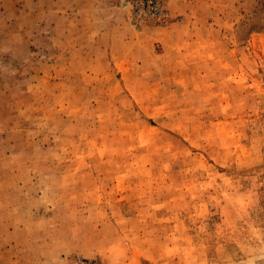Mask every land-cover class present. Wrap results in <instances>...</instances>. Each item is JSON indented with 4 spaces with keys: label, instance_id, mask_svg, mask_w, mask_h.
Listing matches in <instances>:
<instances>
[{
    "label": "rangeland",
    "instance_id": "374dc122",
    "mask_svg": "<svg viewBox=\"0 0 264 264\" xmlns=\"http://www.w3.org/2000/svg\"><path fill=\"white\" fill-rule=\"evenodd\" d=\"M155 1L0 0V264H264V0Z\"/></svg>",
    "mask_w": 264,
    "mask_h": 264
},
{
    "label": "crops",
    "instance_id": "0c3cea01",
    "mask_svg": "<svg viewBox=\"0 0 264 264\" xmlns=\"http://www.w3.org/2000/svg\"><path fill=\"white\" fill-rule=\"evenodd\" d=\"M96 3H120V0H96ZM113 5V4H112ZM116 6V5H115ZM114 6V8H115ZM113 7V6H112ZM117 7V6H116Z\"/></svg>",
    "mask_w": 264,
    "mask_h": 264
},
{
    "label": "built area",
    "instance_id": "2783aa9c",
    "mask_svg": "<svg viewBox=\"0 0 264 264\" xmlns=\"http://www.w3.org/2000/svg\"><path fill=\"white\" fill-rule=\"evenodd\" d=\"M150 2L149 3H158V1H155V0H149Z\"/></svg>",
    "mask_w": 264,
    "mask_h": 264
}]
</instances>
